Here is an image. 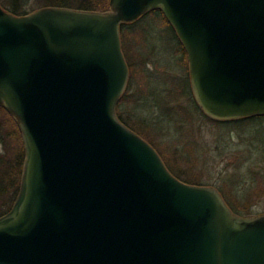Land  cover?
<instances>
[{"label": "water", "instance_id": "water-1", "mask_svg": "<svg viewBox=\"0 0 264 264\" xmlns=\"http://www.w3.org/2000/svg\"><path fill=\"white\" fill-rule=\"evenodd\" d=\"M153 12L181 42L206 118L264 117V0L0 7V108L25 153L0 264H264V215L178 179L118 117L130 80L121 27Z\"/></svg>", "mask_w": 264, "mask_h": 264}, {"label": "rangeland", "instance_id": "rangeland-1", "mask_svg": "<svg viewBox=\"0 0 264 264\" xmlns=\"http://www.w3.org/2000/svg\"><path fill=\"white\" fill-rule=\"evenodd\" d=\"M80 2L73 0L72 8L78 9ZM133 29L141 38L148 36V41L145 47L136 46L135 74H130L127 98L119 106L126 121L136 125L132 117H138L159 126L150 133L156 150L161 157L183 159L178 166L185 171L180 172L184 178H198L201 186L225 193L233 189L243 204L250 203L252 216L264 215V130L260 124H215L202 114L189 87L181 42L160 13L146 15ZM5 175L2 166L1 187L12 180H3ZM14 200L0 197V214Z\"/></svg>", "mask_w": 264, "mask_h": 264}, {"label": "trees", "instance_id": "trees-1", "mask_svg": "<svg viewBox=\"0 0 264 264\" xmlns=\"http://www.w3.org/2000/svg\"><path fill=\"white\" fill-rule=\"evenodd\" d=\"M33 1H35V4L39 5L37 7L45 6V7H63V8H72V2H73V0H3V1H0V7H2L5 11H7V12H9L15 16H24V15H27V14L32 13L33 11L37 10L36 9L37 7L32 6V5H35L34 3H32ZM109 6H110V0H81L78 9L85 10V11L104 12V11L109 10ZM157 13H160L163 16L165 22L168 23L166 21L164 15L161 12H153V13H150V15L157 14ZM145 16H143L141 18V20L143 18H145ZM137 22L132 23V24H126V25H123L121 27L122 48H123V52H124V55H125L128 67H129L131 77H132L133 73L135 72L134 65H137L136 62L134 64V60H133L135 53H137L136 46L141 45L142 47H145L147 45V41H148L147 40L148 36H144V38H141L140 34H136L134 32L133 28ZM181 46H182V44H181ZM181 51L183 53L184 62L186 63V68H187L188 67L187 55L183 49V46H182ZM140 63L143 64V62H140ZM143 70H144V67H143ZM188 83H190L189 80H188ZM189 87H190V84H189ZM127 95L124 94L119 106H121V104L125 101V99L127 98ZM194 104L198 108L196 103H194ZM119 106L117 109V113H118V117H119L120 121L124 125H126L129 129L133 130L138 135H140L142 138H144L155 149H158V146L154 143L155 139H153L150 136V133L153 131L154 132L157 131L159 126H157L156 124L147 123L146 121H144L142 119H137L138 117H135V118L132 117L133 122L136 125L130 124L129 122L126 121L123 114L119 110ZM211 122H213L215 124H223V125H227V126L234 125V124L240 125V126H245L248 124L251 125V124L259 123L260 128L264 130V125L261 124V123H264V117L243 119V120H239V121H235V122H229V123H219V122H214V121H211ZM255 137H257V136H255ZM1 144L4 145V147H3V151L0 150V164L4 167V172L6 173L5 178L3 180H5V179H6V181H9L11 179L12 180L10 183H7L6 186L1 187V185H0V197L5 196V197H8L9 199H12V197L14 199H16L18 192H19L20 182H21L25 153H24L22 138H21L19 129L16 125V122L2 108H0V145ZM179 158H180L179 156L178 157H174V156L168 157V159L166 157H162V159L164 160L168 169L178 179H180L181 181H183L187 184L202 185L201 184L202 182L199 181L198 178L187 177V176H186L187 178H184L182 176L181 173H184L185 171L181 167L178 166L179 162L183 161V159H181V158L179 159ZM187 163H188V161H187ZM2 166H0V167L2 168ZM190 172H191V170H190ZM1 182L2 181H0V183ZM219 191L223 195L228 206L235 213H237L239 215H243V216H252L251 211H250V207H251L250 203L248 202V203L243 204L236 197L233 189L227 190L226 193H225V191H223L221 189ZM11 208L12 207L4 210L0 214V217L7 214L11 210Z\"/></svg>", "mask_w": 264, "mask_h": 264}]
</instances>
